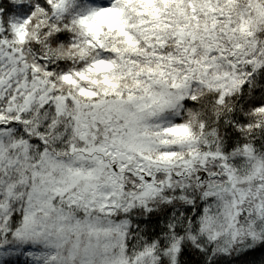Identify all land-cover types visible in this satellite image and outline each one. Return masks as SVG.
Masks as SVG:
<instances>
[{"label": "clouds", "instance_id": "obj_1", "mask_svg": "<svg viewBox=\"0 0 264 264\" xmlns=\"http://www.w3.org/2000/svg\"><path fill=\"white\" fill-rule=\"evenodd\" d=\"M0 264H264V0H0Z\"/></svg>", "mask_w": 264, "mask_h": 264}]
</instances>
